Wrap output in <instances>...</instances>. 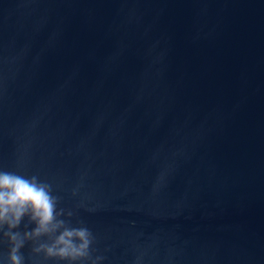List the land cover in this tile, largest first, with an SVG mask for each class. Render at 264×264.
Returning a JSON list of instances; mask_svg holds the SVG:
<instances>
[{
    "label": "water",
    "instance_id": "obj_1",
    "mask_svg": "<svg viewBox=\"0 0 264 264\" xmlns=\"http://www.w3.org/2000/svg\"><path fill=\"white\" fill-rule=\"evenodd\" d=\"M0 170L89 230L75 264H264V0H0Z\"/></svg>",
    "mask_w": 264,
    "mask_h": 264
},
{
    "label": "clouds",
    "instance_id": "obj_2",
    "mask_svg": "<svg viewBox=\"0 0 264 264\" xmlns=\"http://www.w3.org/2000/svg\"><path fill=\"white\" fill-rule=\"evenodd\" d=\"M57 203L51 185L36 176L0 170V232L10 244L9 264H24L21 249L25 243L43 237L50 243H40L33 251L48 258L75 264L88 256L91 233L84 227H70L60 218L63 210L57 211ZM25 218L35 227L22 233L18 229Z\"/></svg>",
    "mask_w": 264,
    "mask_h": 264
}]
</instances>
